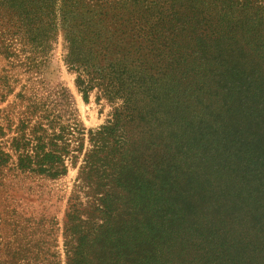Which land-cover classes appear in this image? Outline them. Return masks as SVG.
Wrapping results in <instances>:
<instances>
[{
	"label": "rangeland",
	"instance_id": "rangeland-1",
	"mask_svg": "<svg viewBox=\"0 0 264 264\" xmlns=\"http://www.w3.org/2000/svg\"><path fill=\"white\" fill-rule=\"evenodd\" d=\"M184 45L183 33L165 46L150 44L145 67L154 78L142 84L154 88L152 104L132 83L125 84L129 92L106 97L94 87L84 100L58 35L40 66L30 67L24 55H0V123L6 126L11 113L17 122L30 97L58 109L64 89L84 127L82 150L66 160L64 175L18 170L15 156L0 165V262L18 252L17 264H67L64 227L72 199L86 228L96 224L88 264H245L264 253V55L244 48L239 57L255 68L245 67L241 76L226 69L220 45L214 43L213 63L170 51ZM131 61L139 69L137 56ZM179 61L185 64L177 67ZM125 98L137 107V123L125 125L123 159L107 148L97 155L104 175L97 167L83 184L88 131L107 123ZM4 130L1 145L12 136Z\"/></svg>",
	"mask_w": 264,
	"mask_h": 264
},
{
	"label": "trees",
	"instance_id": "trees-1",
	"mask_svg": "<svg viewBox=\"0 0 264 264\" xmlns=\"http://www.w3.org/2000/svg\"><path fill=\"white\" fill-rule=\"evenodd\" d=\"M2 14L5 20L0 23V55L14 60L24 55L30 67L40 66L53 49L57 35L61 36L66 50L64 62L76 73L75 84L84 100L94 87L106 97L129 92L125 84L132 83L142 99L152 104L154 88H143L142 84L154 78L145 67L150 44L156 48L162 40L165 46L168 38L182 33L187 45L170 48L173 54L213 63L215 43L220 45V56L229 63L226 69L237 75L245 72V67L255 68L248 58L239 57L244 55V48L264 55V0H0ZM220 32L224 34L219 35ZM214 34L218 40L214 41ZM224 36L236 40L237 45L223 39ZM134 56L138 58L135 62L139 69L131 61ZM174 63L177 67L185 64ZM179 71L177 68L176 72ZM19 95L23 103L26 96ZM58 99V109H52L46 101L30 97L17 122L16 113L3 119L7 123L6 126L0 123V136L6 134L4 129L12 136L4 145L0 144V165L15 156L18 170L51 178L66 173V160L78 157L73 152L82 150L80 135L84 127L78 122L64 89ZM127 102L125 98L120 108L114 109L107 123L88 131L91 148L84 154L81 165L83 184H88L90 175L103 166V158L97 155L107 148L118 151V159L122 161L119 150L125 142L122 137L125 125L137 123V107ZM74 141L76 149L70 148ZM101 172L104 175L103 167ZM257 204L254 207L261 210ZM78 207L70 200L64 227L67 264H88L87 243L96 225L86 228L87 222L79 216ZM95 209L101 211L98 206ZM93 212L92 208L91 216ZM106 217L110 218V212ZM19 256L20 253L13 252L11 262L17 264ZM245 264H264V253L252 256Z\"/></svg>",
	"mask_w": 264,
	"mask_h": 264
}]
</instances>
